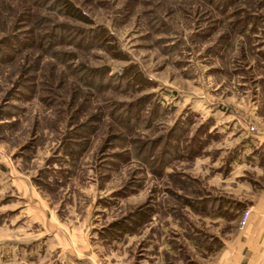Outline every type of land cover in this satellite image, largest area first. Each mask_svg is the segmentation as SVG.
<instances>
[{
    "label": "rangeland",
    "instance_id": "rangeland-1",
    "mask_svg": "<svg viewBox=\"0 0 264 264\" xmlns=\"http://www.w3.org/2000/svg\"><path fill=\"white\" fill-rule=\"evenodd\" d=\"M258 134L264 0H0V264H208Z\"/></svg>",
    "mask_w": 264,
    "mask_h": 264
},
{
    "label": "crops",
    "instance_id": "crops-1",
    "mask_svg": "<svg viewBox=\"0 0 264 264\" xmlns=\"http://www.w3.org/2000/svg\"><path fill=\"white\" fill-rule=\"evenodd\" d=\"M257 137L264 139L261 134ZM252 194L257 199L248 207L246 226L238 229L208 264H264V189L252 188Z\"/></svg>",
    "mask_w": 264,
    "mask_h": 264
},
{
    "label": "built area",
    "instance_id": "built-area-1",
    "mask_svg": "<svg viewBox=\"0 0 264 264\" xmlns=\"http://www.w3.org/2000/svg\"><path fill=\"white\" fill-rule=\"evenodd\" d=\"M252 131H255L254 128H252ZM249 216H250V212L247 211L243 214L242 216V221H241V228H244L248 222V219H249Z\"/></svg>",
    "mask_w": 264,
    "mask_h": 264
}]
</instances>
